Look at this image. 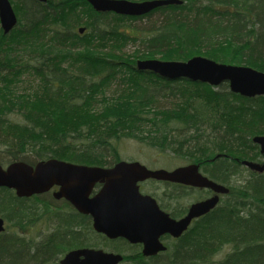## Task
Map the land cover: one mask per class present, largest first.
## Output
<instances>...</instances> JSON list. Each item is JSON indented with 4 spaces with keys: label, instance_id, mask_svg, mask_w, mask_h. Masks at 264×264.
I'll use <instances>...</instances> for the list:
<instances>
[{
    "label": "trees",
    "instance_id": "1",
    "mask_svg": "<svg viewBox=\"0 0 264 264\" xmlns=\"http://www.w3.org/2000/svg\"><path fill=\"white\" fill-rule=\"evenodd\" d=\"M181 1L142 16H125L96 11L88 0H19L23 11L17 26L8 34L0 27V147L5 149L0 150V163L33 164L56 157L110 166L121 159L115 146L121 137L169 151L187 164L200 163L230 192L181 237L169 240L162 257L144 260L133 252L124 262L132 257L131 264H264V174L235 162L260 156L253 137L264 135V95L242 96L232 92L228 82L214 87L185 78L165 79L139 70L132 58L79 53L105 47L112 38L136 39L119 28L158 16L160 23L137 38L143 54H170L183 61L202 54L264 72V0ZM82 26L84 34L79 33ZM24 72L38 85L24 96L29 106L4 109L8 91L14 98V83ZM112 85L120 87L125 111L107 113V108L90 114L108 101L105 90ZM167 87L179 102L154 109L155 96ZM197 101L211 106L213 115L205 116L211 120L194 118ZM247 171L248 177L243 173ZM180 190H170L174 198L179 195L176 201L181 200ZM42 214L35 203L0 188V216L12 229L25 231ZM80 216L72 224L66 213L54 216L59 221L50 218L52 229L41 243L6 228L0 233V264H50L69 249L88 245L89 228L103 245L123 252L124 244L95 233ZM226 247L230 251L217 259Z\"/></svg>",
    "mask_w": 264,
    "mask_h": 264
},
{
    "label": "water",
    "instance_id": "2",
    "mask_svg": "<svg viewBox=\"0 0 264 264\" xmlns=\"http://www.w3.org/2000/svg\"><path fill=\"white\" fill-rule=\"evenodd\" d=\"M47 2L48 0H39ZM97 11H114L118 14L139 16L181 0H88ZM18 23L10 0H0V24L5 34ZM84 27L79 29L80 33ZM139 70L152 71L167 79L185 78L218 86L229 83L232 92L245 97L264 95V72L245 65L217 62L205 56H193L185 61L144 59L137 61ZM264 154V135L253 137ZM220 156H217V158ZM242 163L257 172H264V163L243 160ZM178 182L194 187L209 188L215 192L210 198L193 203L188 213L174 219L163 211L155 198L140 191L139 182L147 179ZM97 182L101 190L90 198ZM54 185L60 187L58 198L70 200L79 211L93 217V227L110 239L125 238L130 243H142L143 254L154 255L166 250L160 240L164 234L180 237L195 218L214 209L220 195L229 188L200 172L199 163H190L173 170L149 169L139 161H120L113 167L77 164L57 158L38 161L35 165L15 161L4 168L0 164V187L14 189L19 197L43 193ZM5 221L0 217V232ZM123 255L103 249L79 248L69 251L53 264H119Z\"/></svg>",
    "mask_w": 264,
    "mask_h": 264
},
{
    "label": "rangeland",
    "instance_id": "3",
    "mask_svg": "<svg viewBox=\"0 0 264 264\" xmlns=\"http://www.w3.org/2000/svg\"><path fill=\"white\" fill-rule=\"evenodd\" d=\"M130 1H144V0H130ZM10 2L12 4V7H13L17 17L19 18L22 11H23L19 0H10ZM159 19L160 18L158 16H154V17H152V19L151 18L150 19L149 18H143L140 20H135V21H132V26L124 27V28H122L123 26H121L119 28V30L121 32L133 34L137 38H141L144 35H147L149 33V29H151V26L153 24H159L160 23ZM129 24H130V22H129ZM0 27H1V24H0ZM137 38L136 39H129L127 41L117 40V38H112V40H110L111 42L105 47L101 46L95 50H90V49L86 48V49L79 51V53H81V52L89 53L90 52V53H94V54H107V55H112V56L118 55V56H121L123 58H128V59L132 58V59H136V60H144V59L178 60V59H171L170 54H167V55H164L161 53L157 54V55H148L147 53L143 54L144 50L140 48L142 41H141V39H137ZM53 50L58 51V50H56V48H54ZM59 52H66V51H59ZM197 55L205 56L202 54H197ZM37 87H38L37 83H35L32 79L30 80L29 77H27V73L24 72L22 74V76H20V79L14 83V89H15L14 90V98H12L10 90L8 91L7 96L5 98V108L4 109H10L11 106H13V109H17V110L27 109L29 104H28V102L25 101L24 96H26L29 93L28 90H31V89H34ZM119 89H120V87H118V85H112L110 87H107L105 90V93L107 96L106 99H108V101H104L103 106L96 105V107H99V108H97L95 111H93V113H90V114H93V115L102 114V112H104L107 108L110 109V111H107V113H112V112L115 113V112L125 111L124 108H125L126 104H124V96L121 94V92L118 91ZM165 89H167V90L164 93L157 94L155 96V98L153 100V104H152V107L154 109L171 108V107H174L177 102H179L178 96L173 95L172 93H169L170 88L167 87ZM11 101L13 102V104L11 103ZM107 102H108V104H105ZM105 105H108V106L105 108L104 107ZM195 105H196L198 111H197V113L192 114V115H194V118L197 117L198 120H200V119L204 120V118L211 120L210 117L214 113L211 106L206 105L205 102H201V101H197L195 103ZM205 116H210V117H205ZM115 146H116L117 151L121 157L120 160L124 159L127 161H133V160L140 161L141 163H143V164H145V165H147L153 169L154 168L173 169L177 166L187 164L185 159H183L179 156H175V155L172 156L171 152H169V151L159 152L158 149L155 147H147V145L145 143L141 144V142L135 138L121 137L118 141L115 142ZM2 149H4V148L0 147V150H2ZM0 156H2L1 153H0ZM252 156L253 155H250L249 157L251 158ZM172 157L175 159H173ZM257 161H261L260 157L258 158ZM153 162L155 163V165L153 164ZM2 163H4V165H6L8 162H5L3 160ZM243 173H244V175H246L248 177L249 172H243ZM162 192H163V188L161 186L159 193H162ZM200 196H206V192L205 191L190 192L188 194H185V199L189 205L194 200L198 199ZM196 197H198V198H196ZM45 214H46V212H44L41 215V218ZM48 222L49 221H46V219L42 220V219H40V217H38V219L36 221L31 222L32 224L30 223V226H27L25 228V231H20L16 228L12 229V224H9L5 220V227L11 228L8 233H12V231L13 232L17 231V233L18 232L19 233L20 232L26 233V235L29 239H32L35 242L41 243L45 239V235L48 234L47 233L48 227L46 225V224H49ZM45 228H47V231H45ZM88 237L89 238L86 240V243L88 245L90 243H91V245H93V246H88V247L101 248V249H104L106 251L112 250L111 247L103 245L102 244L103 239L96 237V234L92 233V230L90 228H89V232H88ZM135 250L136 249H131L127 246H123V252L125 254L130 255ZM229 251H230V247H226L223 250V252L221 253V255L217 257V259H221L223 257V255ZM66 252H68V251H66ZM64 254H62V255H64ZM62 255L60 256V258L62 257ZM131 258L132 257H130L131 261L134 260V258H132V259ZM131 261H127V262H124L122 264H131Z\"/></svg>",
    "mask_w": 264,
    "mask_h": 264
},
{
    "label": "flooded vegetation",
    "instance_id": "4",
    "mask_svg": "<svg viewBox=\"0 0 264 264\" xmlns=\"http://www.w3.org/2000/svg\"><path fill=\"white\" fill-rule=\"evenodd\" d=\"M5 150V149H2ZM261 161H259L260 163H264V154H261L260 156ZM258 157V158H259ZM119 160H117L114 164H111L109 167L115 165ZM235 162H240L242 165V161L235 159ZM2 163V162H1ZM244 167H246L245 165H243ZM108 167V166H107ZM247 168V167H246ZM172 170V169H170ZM201 172L203 174H206L203 170V167L201 166ZM249 172V171H247ZM264 174V172H263ZM140 191L145 194V195H151L153 198L156 199L159 207L165 211L166 213H169V215L172 218L175 219H180L182 217H184L187 213V210L189 208V205L194 203V202H199L202 200H205L207 198L212 197L215 193L211 190V189H206V188H197V187H193L190 185H186V184H182V183H178V182H170V181H158L155 179H147L143 182H140ZM103 184L101 182H97L92 190V193L90 195V198H92L94 195H96L100 189L102 188ZM161 186L163 188V192L159 193V190L161 189ZM173 188H177V189H181L180 192V201H176V198H178V196L176 195V197L174 198V196L170 193V190ZM59 189V186L55 185L53 186L51 189L43 192V193H38L29 197H24L27 202L30 203H35L37 205V207L39 209H41V211L44 213L46 212L45 215L42 216V220L49 221V224H46L48 227V231L50 229H52V225H51V219L52 217H54L56 214L59 213H66L68 215V222L69 223H74L76 216L77 215H81V217H83L85 220V224L89 223L93 226V217L90 214H86V213H82L81 211H79L77 209V207L68 199H66L65 197H61L58 198L57 195L55 194ZM200 192V191H205L206 192V196H200L198 199L194 200L192 203H190L188 205L186 199H185V192ZM183 196V197H182ZM71 215V216H70ZM57 221H59L56 217H54ZM55 224L56 221H53ZM197 222V219L192 221V225L195 224ZM45 231H47V228H45ZM48 233V232H47ZM99 235H102L105 237V235H103L102 233L96 232ZM106 238V237H105ZM174 239L173 236H171L170 234H165L163 235L160 240L168 246V241ZM113 242H119V244H124L123 246H127L131 249H136L134 252L138 253V255L142 258H144V260H156L160 257H162L163 255H165V253L167 252V249L165 251H159L158 253L154 254V255H149L146 256L143 254V249L144 246L142 243H130L129 241H127L126 239L123 238H118L116 240H112ZM90 245H86L84 244L83 246H80L82 248L84 247H88ZM113 251V250H110ZM116 252V251H115ZM116 253H120L122 255H124V261H126L128 254H125L124 252H116ZM123 261V262H124ZM131 261V260H130Z\"/></svg>",
    "mask_w": 264,
    "mask_h": 264
}]
</instances>
